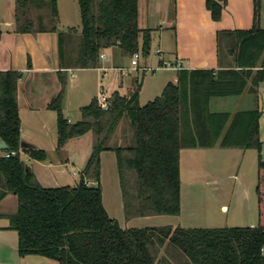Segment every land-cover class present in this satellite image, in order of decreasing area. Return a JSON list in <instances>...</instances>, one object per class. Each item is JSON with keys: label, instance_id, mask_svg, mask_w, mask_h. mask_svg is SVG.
<instances>
[{"label": "trees", "instance_id": "1", "mask_svg": "<svg viewBox=\"0 0 264 264\" xmlns=\"http://www.w3.org/2000/svg\"><path fill=\"white\" fill-rule=\"evenodd\" d=\"M255 24L250 29L222 31L226 53L234 64L227 69H186L177 72L162 93L140 103L142 83L128 94L114 92L107 108L94 97L70 122L63 106L66 84L48 107L57 113V150L76 137L92 134V151L71 185L45 186L21 157V118L17 70H0V138L7 144L0 156V200L18 198L8 214L18 233L20 255L37 253L59 264H264V157L258 108L231 113L212 106L214 97L241 94L247 85L256 91L264 81V28L258 25L261 0H255ZM81 49L70 58L64 34L59 35L62 64L97 67L104 48L117 45L123 54L150 53L151 31L138 24V0H79ZM227 0H207L215 20ZM44 10L37 13L35 9ZM39 11V12H41ZM58 0H16L15 22L21 32L56 30ZM142 38L143 42L140 43ZM225 43V42H224ZM127 121L123 138L118 126ZM115 139V140H114ZM114 140V141H113ZM114 142L111 144V142ZM254 148L258 154V221L255 226L187 228L164 225L124 228L103 202L101 154L114 150L127 219L181 212L180 152L187 147ZM38 160L47 152L23 149Z\"/></svg>", "mask_w": 264, "mask_h": 264}, {"label": "crops", "instance_id": "2", "mask_svg": "<svg viewBox=\"0 0 264 264\" xmlns=\"http://www.w3.org/2000/svg\"><path fill=\"white\" fill-rule=\"evenodd\" d=\"M15 1L0 0V70H17L21 73L18 81V105L22 123V142L30 143L33 147L42 148L47 152L46 159H34L37 163L41 162L46 169L64 168L68 164H76L80 159L79 172L85 166L91 152L89 150L84 152L81 158L71 153L69 147L71 144L77 143L83 135L69 140L62 149L57 150V113L48 107L51 100L61 91L63 82L66 84L63 111L70 122L81 118V108L89 104L94 97L100 99L104 96L109 99L116 91L122 95L128 94L136 81L142 83L140 93V103L142 104L141 96L145 92L148 93L149 98H155L169 82L177 81L179 69L151 70L163 61L179 64L181 68L186 69H214L218 71L232 66L234 62L231 56L223 58L220 56L219 34L222 31L250 29L255 24L256 16L255 0H227L221 18L218 20L212 17L211 11L207 7V0H138V24L141 29H150L151 31L150 53L144 55L138 51L141 53L140 65L142 67L133 69L132 55L123 54L117 45L103 49L101 53H104L105 58L100 57L101 64L99 66L80 67L66 64V61L65 64H62L59 53L60 32L64 34L65 50L67 55L68 53L71 55L70 58L77 55L81 49L82 17L79 0H58L57 29L38 32L17 30ZM35 11L37 13L44 12L43 9L41 11L38 8ZM258 25L264 28V0L260 2ZM223 41L226 42V40ZM142 42L141 38L140 43L142 44ZM158 49H161V52H158ZM159 70L173 71L174 73L165 72L158 75L157 71ZM150 72L154 75L148 77ZM212 101L228 103L226 108L221 103V106L218 104L217 108L213 106L218 110L235 113L239 110L258 108L262 115L264 81L260 83L256 91L251 90L249 84L239 95L217 97ZM261 137L262 130L260 129ZM1 140L0 138V143ZM216 147L223 146L217 144L212 147L183 148L180 152V170L184 151L193 149L194 152L201 154L202 149ZM223 148L241 149L240 147ZM23 149L24 147L21 146L22 159L35 172L32 157ZM0 151L1 156L4 151L1 148ZM106 151L114 150L102 152L101 169L104 167L103 154ZM108 159H111V156L107 157V161ZM203 178H205L206 184L209 183V179H212L209 175ZM39 182L42 183V180ZM17 206L18 198L13 193H8L0 200V264H59L57 260L37 253L20 255L17 231H15L17 233L15 238H11L12 236L9 238L14 229L9 227L8 214L14 212ZM229 208L227 203H222L223 210H229ZM250 211L248 209V213ZM148 216L162 220L166 215ZM124 217L126 221L133 219H127L125 214ZM113 218L117 219L124 228L138 227L134 224L130 227L122 225L121 219ZM256 224L257 221L251 219L249 226Z\"/></svg>", "mask_w": 264, "mask_h": 264}, {"label": "rangeland", "instance_id": "3", "mask_svg": "<svg viewBox=\"0 0 264 264\" xmlns=\"http://www.w3.org/2000/svg\"><path fill=\"white\" fill-rule=\"evenodd\" d=\"M229 42L223 41L221 56H229ZM173 71H157V74ZM174 73V72H173ZM154 75L148 73V77ZM162 93L159 92L156 96ZM145 92L141 96L142 104L147 103L149 98ZM155 96V97H156ZM216 100L217 97H214ZM221 103V102H220ZM217 101H212V106L219 107ZM224 108L228 103H221ZM221 106V105H220ZM264 109V101L262 103ZM260 129L263 141L262 154L264 157V110L261 115ZM127 121H122L118 126V137L123 138V132L127 129ZM92 134H84L77 143L70 145L69 150L77 157L83 156L84 152L92 150ZM115 140V139H114ZM113 140V141H114ZM111 142L113 144L114 142ZM107 152V153H106ZM103 154L104 162L101 169V185L103 188L104 205L112 217L121 219L122 225H180L187 228H209L227 226H249L251 219L258 221V196L256 186L258 183V154L257 149H234L219 147L214 149H202L201 154L193 149L184 151L181 157V213L178 215H166L162 219L154 216L137 217L125 220L123 208V195L118 172L117 160L114 151H106ZM1 154V151H0ZM111 156V159L107 157ZM34 173L39 181L46 186H57L59 184H75L80 178L79 161L64 168L53 167L46 169L41 162L37 163L32 158ZM38 175V176H37ZM209 183L206 184L204 176H208ZM222 203H227L229 210L222 209ZM7 207V206H6ZM248 209L251 210L248 213ZM16 230L11 232L9 238H15Z\"/></svg>", "mask_w": 264, "mask_h": 264}, {"label": "built area", "instance_id": "4", "mask_svg": "<svg viewBox=\"0 0 264 264\" xmlns=\"http://www.w3.org/2000/svg\"><path fill=\"white\" fill-rule=\"evenodd\" d=\"M158 52H161V49H158ZM100 57L101 58H105V55L104 53H101L100 54ZM140 57H141V53L140 52H135L133 55H132V59H131V64H132V68L133 69H137L139 68L141 65H140ZM142 67V66H141ZM160 68H174V69H180L181 66L179 64H173L169 61H163L159 66L157 67H153L151 68L152 71H156ZM144 69H146V67H144ZM100 102H101V105L104 107V108H107L108 107V104H109V101L106 97L102 96L100 99ZM17 154V152L15 150L13 151H9V152H4V156L6 157H9L11 155H15ZM262 253L264 255V244L262 246Z\"/></svg>", "mask_w": 264, "mask_h": 264}, {"label": "water", "instance_id": "5", "mask_svg": "<svg viewBox=\"0 0 264 264\" xmlns=\"http://www.w3.org/2000/svg\"><path fill=\"white\" fill-rule=\"evenodd\" d=\"M22 147L24 148H28V147H33L32 144L30 143H26V142H22ZM0 148L1 149H7L8 148V144L2 139L1 143H0ZM30 169V168H29Z\"/></svg>", "mask_w": 264, "mask_h": 264}]
</instances>
